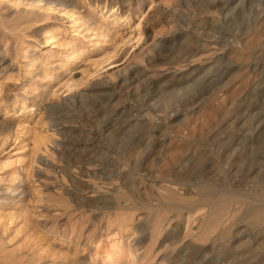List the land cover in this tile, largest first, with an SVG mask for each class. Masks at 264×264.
<instances>
[{"label":"rangeland","instance_id":"1","mask_svg":"<svg viewBox=\"0 0 264 264\" xmlns=\"http://www.w3.org/2000/svg\"><path fill=\"white\" fill-rule=\"evenodd\" d=\"M68 5L0 0V264H264V0Z\"/></svg>","mask_w":264,"mask_h":264},{"label":"bare ground","instance_id":"2","mask_svg":"<svg viewBox=\"0 0 264 264\" xmlns=\"http://www.w3.org/2000/svg\"><path fill=\"white\" fill-rule=\"evenodd\" d=\"M38 1H43L46 5L49 6H58V7H62V8H66L68 7V0H38ZM39 3V2H38ZM41 3V2H40ZM36 7V6H35ZM35 10V9H34ZM46 10V9H45ZM55 10V9H54ZM60 11V10H59ZM70 11V10H68ZM67 11V12H68ZM124 15H121V17H123ZM75 49L73 48V53H76L74 51ZM5 51V50H4ZM77 51V50H76ZM74 56V54H72ZM76 55V54H75ZM76 58V57H74ZM111 98V97H110ZM8 191V189H6ZM10 192V191H9ZM7 193V192H6ZM4 198V197H3Z\"/></svg>","mask_w":264,"mask_h":264}]
</instances>
